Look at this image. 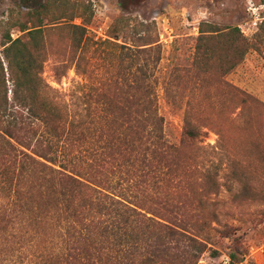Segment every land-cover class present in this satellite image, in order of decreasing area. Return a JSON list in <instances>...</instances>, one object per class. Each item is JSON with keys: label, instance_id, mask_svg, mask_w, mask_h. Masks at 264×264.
<instances>
[{"label": "rangeland", "instance_id": "obj_1", "mask_svg": "<svg viewBox=\"0 0 264 264\" xmlns=\"http://www.w3.org/2000/svg\"><path fill=\"white\" fill-rule=\"evenodd\" d=\"M69 1L76 8H86L89 23H85L97 44L75 51L55 34L45 48L44 83L57 92L70 116L86 114L81 98L91 85L102 84L111 103L124 104L128 62L120 46L155 49L156 53L142 55L141 63L150 56V64L158 66L159 112L175 150L168 157L170 173L158 180L159 185L147 186L142 196L132 187L130 196L144 198L146 211H140L149 212L148 217L164 224L160 218L177 217V226L201 238L207 249L198 264H264V46L251 49L227 75L215 65L203 73L193 64L202 23L221 30L239 28L255 43L264 25L262 0ZM34 5V1L0 0V45L11 24L25 21ZM83 20L76 18L74 23L82 25ZM11 33L12 39L19 35L16 30ZM3 51L0 48V58L12 88ZM155 58L161 61L155 64ZM111 61L114 65L108 68ZM186 121L200 133L197 139L185 136ZM106 168L97 169L94 178L105 181L106 175L114 184L132 186L125 181V169ZM41 174L50 176L38 168L25 184L22 202L16 204L0 179V264H66L65 245L60 250L66 222L59 196ZM164 200L169 201L170 215L164 216L166 211L159 205ZM234 251L238 260L232 263Z\"/></svg>", "mask_w": 264, "mask_h": 264}, {"label": "trees", "instance_id": "obj_2", "mask_svg": "<svg viewBox=\"0 0 264 264\" xmlns=\"http://www.w3.org/2000/svg\"><path fill=\"white\" fill-rule=\"evenodd\" d=\"M23 1L35 5L29 7L32 10L25 14V21L11 24L0 45L12 83L9 88L0 58V179L16 197L14 204L22 202L25 184L39 168L50 175L40 178L59 196L66 222L60 250L65 245L66 264H198L207 249L202 239L177 226V217L168 218L174 223L160 218L166 224L148 217L149 212L140 211L145 210L144 198L129 194L132 187L141 196L152 183L156 188L158 180L170 173L168 157L175 150L165 136V119L159 112L158 66L150 64V56L141 63L142 55L157 51L120 46L128 62L123 76L128 83L125 103L114 105L102 92V84L99 88L91 85L81 98L87 115L70 116L67 105L42 78L45 48L55 34L75 51L97 44L89 36L87 10L69 0ZM76 18L84 19V24H75ZM13 30L19 33L16 39L11 38ZM199 33L193 64L203 73L215 65L227 75L251 49L264 46V25L255 43L236 27L221 30L202 23ZM160 61L155 58V64ZM76 69H81V60ZM184 134L195 140L200 133L186 121ZM109 166L112 172L125 169V181L132 186L114 184L106 175L105 181L94 178L97 169ZM168 202H159L164 216L170 215ZM24 206H20L21 213ZM230 259L232 263L238 260L235 251Z\"/></svg>", "mask_w": 264, "mask_h": 264}, {"label": "built area", "instance_id": "obj_3", "mask_svg": "<svg viewBox=\"0 0 264 264\" xmlns=\"http://www.w3.org/2000/svg\"><path fill=\"white\" fill-rule=\"evenodd\" d=\"M250 9H252V10H257V12H258V8H255V7H254V8H252V7H251ZM259 19H260V16H259V17H257V18H255V20H256V23H257V21H258Z\"/></svg>", "mask_w": 264, "mask_h": 264}]
</instances>
